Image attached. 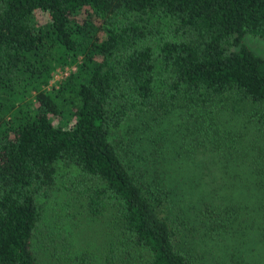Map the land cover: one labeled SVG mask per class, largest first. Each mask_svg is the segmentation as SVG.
Listing matches in <instances>:
<instances>
[{"label": "trees", "instance_id": "trees-1", "mask_svg": "<svg viewBox=\"0 0 264 264\" xmlns=\"http://www.w3.org/2000/svg\"><path fill=\"white\" fill-rule=\"evenodd\" d=\"M246 37L264 42V0H0V264H255L264 58ZM192 157L229 180L184 205ZM59 165L86 185L71 212Z\"/></svg>", "mask_w": 264, "mask_h": 264}, {"label": "rangeland", "instance_id": "rangeland-1", "mask_svg": "<svg viewBox=\"0 0 264 264\" xmlns=\"http://www.w3.org/2000/svg\"><path fill=\"white\" fill-rule=\"evenodd\" d=\"M36 16L38 20H41L43 22L48 21V15L44 12H37ZM246 38H247L246 43L249 46V48L254 53L264 58V42L258 39H254V38H249V37H246ZM232 119L235 120L236 122L237 117L234 116V118ZM168 127L170 128L171 126H168ZM192 159L195 160L196 166L199 168V172L197 173V177L195 179L189 180L184 186V188L187 189L185 190L186 197H182V201H181V203L184 205L198 203V198L200 196H202L203 194L209 193L211 191L217 190V192H219V187L222 186L223 182L229 180L228 177L225 178L223 174L221 175V177L220 175L212 174L210 172V168L208 164L210 162H207V160L199 159L198 157H192ZM201 167H202V170H201ZM72 172H75L73 168L67 169L59 165V168H58L59 175L57 177V183H58L57 192H58L59 197L57 200L58 205H56L55 207L59 210L61 209V211H63L64 205L66 206V209L69 212L74 211L75 206L79 203V201H82V199L84 200V197L80 195V190H84L86 188V185L84 184L80 185L78 183L80 176L77 174L75 175ZM191 183H192V186H191ZM91 185L92 183L89 182L88 186L91 187ZM191 188H194L195 193L192 192ZM218 194L222 195V193H218ZM101 226H105V222L102 225L101 223H97V224L89 223V225L85 229L89 231V234L92 232L90 228H92L93 231L95 228L100 229L99 231H97V233H94V237L91 239L93 247L92 246L90 247L89 245L84 244V243L90 244L89 243L90 239H89L88 234L84 230V225H82V228H78V230L80 231L79 240L82 242V244H79L82 246V249L78 248L79 250L84 252L86 251V247L90 248L91 251L95 250L96 246H94V244H97V245L98 243L100 244V242L103 239L104 232H105V228L102 230ZM92 236H93V233L92 235L90 234V237ZM248 249L252 250L253 255H254V257H251L249 255L251 257L250 258L251 262L255 264L257 263L264 264V251H262L263 248L261 246H252L250 243ZM94 261L95 260H93V262Z\"/></svg>", "mask_w": 264, "mask_h": 264}]
</instances>
